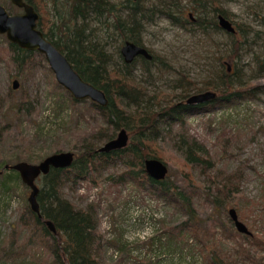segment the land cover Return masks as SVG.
<instances>
[{"label": "rangeland", "instance_id": "rangeland-1", "mask_svg": "<svg viewBox=\"0 0 264 264\" xmlns=\"http://www.w3.org/2000/svg\"><path fill=\"white\" fill-rule=\"evenodd\" d=\"M114 1L118 4L123 0ZM0 2L11 12L22 11L11 0ZM214 2L227 9L233 21L250 31L244 37L247 43L239 47V56L233 60L237 62L235 68L238 73L247 83H264V71L262 68L257 70L255 61L258 56L264 57V0H144L143 4L162 8L167 3L175 9L185 8L196 19L200 9L209 15ZM52 6L51 3L50 14L43 15L47 29L56 20ZM148 14L154 20H145L140 36L149 51L158 58L150 74L142 71L138 63L134 78L145 87V100H154L151 97L156 96L152 104L156 109L158 105L186 101L188 98L179 97L185 90H189V95L198 93L212 74L217 55L226 56L231 52L233 40L223 29L213 31L206 28L207 31L202 32L191 25L183 28L173 24L156 11L151 10ZM109 18L111 21L107 24ZM88 20V31L96 35L108 52H114L121 38L114 27L113 17L93 16ZM256 32L261 37H255ZM8 42L9 39L0 33V49L4 51L0 58L3 105L0 110V162L8 160L14 163L22 154L25 159L32 158L27 160L36 163L39 160L34 159L38 155L44 158L61 150L76 153L83 147V136L87 138L84 142L101 147L105 140L97 138V133L107 127L106 123L96 119V113L89 110L77 127L78 113L65 106L61 108L55 102L60 89L55 85V74L48 69V62L39 61L22 78L17 75L18 67L9 60ZM114 60L119 65L117 56ZM14 78L20 82L18 88L13 87ZM24 93L28 101L23 103L18 117L14 110H9V104L20 101ZM257 94L254 98L240 99L229 105L218 104L208 113L189 114L184 117V122L160 125L154 148L162 153L161 159L168 165V179L189 187L186 173L193 175L198 184L194 204L207 225H213L212 221L220 217L222 223L233 226L228 221V209L235 206L217 192L214 180L240 172L235 199L238 208L246 211L248 216L247 221H242L254 235L258 234L264 240V90ZM78 106L85 108L84 105ZM127 108L133 112L134 106ZM127 131L130 141L136 133ZM190 144L198 146L202 156L205 153L211 164L205 168L188 166L185 157ZM126 168L121 162L103 165L88 178L76 183L67 182L60 189L62 195L77 207L94 214L97 235L93 252L101 264H206L197 248L159 242L162 221L180 223L186 215L162 197H155L150 190L136 186L133 180L120 181L118 176ZM37 181L40 185L39 179ZM11 186L12 189L4 196L0 194V248L10 253L27 252L28 256L38 252L50 255L54 246L39 247L29 237L31 229L22 228L19 224L30 187L22 180L11 183ZM220 230V226H215L212 237L216 239L218 248L229 254L230 264H255L248 259L241 260V256L232 250L234 240L221 235ZM152 236L156 237L154 241L150 238ZM247 246L254 255H258L256 262L264 264V249L252 243ZM48 264H53V258Z\"/></svg>", "mask_w": 264, "mask_h": 264}, {"label": "trees", "instance_id": "trees-1", "mask_svg": "<svg viewBox=\"0 0 264 264\" xmlns=\"http://www.w3.org/2000/svg\"><path fill=\"white\" fill-rule=\"evenodd\" d=\"M35 6L41 15L38 25L45 32V35L54 42V44L66 53L84 79L93 83L96 87L105 91L109 104L107 106L99 105L92 100H76L74 96L65 90L56 80V86L60 92L56 94V101L78 113L76 118L78 123L87 117V111L91 110L96 113V119L106 123L107 127L98 131L97 138L109 140L115 136V132L123 127L131 132H135L134 138H130L129 144L122 149L113 150L110 153L98 152L95 146L86 140L83 134L82 148L75 153V160L70 167L50 168L46 175H40L37 180L40 181L38 193V202L40 203V212L42 217L33 211L31 204L27 200L26 206L21 214L19 221L22 228L31 229V240H35L39 247L49 248L54 246L50 255H44L41 252L20 254L6 252L0 248V264H48L50 258H53V264H101L97 256L94 255L93 248L96 242L97 222L92 212L87 209L77 207L73 201L65 198L60 189L62 185L72 181L76 183L81 179L88 178L92 172L103 165L121 162L127 168L120 173L119 180L131 179L136 186L150 190L155 197H162L167 203L177 210L185 213V219L180 223L162 222L163 231L159 234V242L167 245L184 247L190 245L197 248L203 255L206 264H230L228 261L229 254L222 252L218 248V243L214 234V227L220 226L221 235L234 240L232 250L241 256V260L248 259L255 264L256 256L250 251L247 244H254L257 248H262L264 240L258 234H244L239 232L230 224H224L220 217L212 221L213 225H207L205 220L199 216L198 209L194 204L195 183L193 175L188 174L187 180L189 187L179 185L172 179L155 180L146 173L144 160L147 157L161 158L163 155L154 145L159 135V127L163 124H173L178 121L184 122V117L189 114L208 113L214 110L218 104L229 105L240 99H250L256 97L264 90V83H247L242 79L240 73L235 68L236 58L239 56V47L247 43L246 35L250 32L241 27L239 22L230 18V12L220 7L216 2L212 12L203 14L204 10H198L196 19L186 12L185 8H173L170 4H164L162 8L157 6H144V0H123L118 4L114 0H26ZM52 3L53 14L56 20L52 21V26L48 29L44 24L43 15L50 14V4ZM151 10L158 14H163L165 18L173 24L180 27L188 28V25L197 27L200 31H207L206 28L219 31L216 18L217 13L229 18L236 28L234 33L227 32L232 38L231 52L226 56L217 55L215 65L212 68L209 78L200 87V91L206 88H212L216 92V98L201 103H187L178 100L177 102L158 105L156 109L152 104L154 100H145L146 89L139 84L134 78V70L139 63L140 69L147 73H152L157 55L154 53L152 59H147L143 55L135 58L131 63H127L121 55L120 49L125 40H133L135 43L145 45L140 36L141 30L145 25V20L153 21V17L147 15ZM46 13V14H45ZM153 13V12H152ZM203 14V15H202ZM113 17V24L121 40L114 52L107 50L106 46L101 44L95 34L89 29V20L93 16ZM111 21V18L107 20ZM152 23V22H151ZM249 29V28H248ZM256 32L255 37H261ZM264 35V33H263ZM243 39V40H242ZM255 42V40H253ZM7 51L9 60L18 67L17 75L24 78L26 74L39 61H47L44 54L37 50H27L19 47L17 44L8 42ZM0 49V58H2ZM118 57L120 63H115L114 58ZM230 60L232 63L224 60ZM257 70L264 71V57L255 59ZM228 64L230 69L228 70ZM48 69L50 67L48 66ZM211 89V90H212ZM187 92V93H185ZM189 90H185L179 95L180 99L188 98ZM28 97L24 93L17 103L9 104V110H14L15 114L20 117L23 110L24 102ZM81 101L83 103H81ZM148 102L147 104H144ZM84 105L85 108H81ZM0 96V110L2 108ZM78 106V107H77ZM133 107V112L127 107ZM111 131V132H108ZM79 132V129H78ZM26 148V145H24ZM185 162L188 166L200 165L205 168L211 164L209 159L204 156L198 146L189 145L187 148ZM23 155V154H22ZM18 156V161L24 160V155ZM31 156L33 153L31 152ZM32 159V158H26ZM44 159L38 155L34 161ZM28 160V161H29ZM16 161V162H18ZM31 162V161H30ZM35 163V162H34ZM6 164H14L8 160L0 162V194L4 196L6 192L12 189L11 183L20 182L21 176L18 171L6 168ZM204 170V169H203ZM220 177L215 178L217 192L230 203L231 206H237L235 209L241 220L247 221V212L238 208L236 193L239 191L240 172H232L225 179L217 181ZM36 180V181H37ZM38 182V181H37ZM229 216V215H228ZM52 219L56 224L57 232L54 233L46 224V220ZM228 221L232 223L231 218ZM248 227V226H247ZM252 227V226H251ZM165 237V238H164ZM153 241L156 239L152 236ZM164 238V239H163ZM49 239V240H48ZM49 256V257H48Z\"/></svg>", "mask_w": 264, "mask_h": 264}, {"label": "water", "instance_id": "water-1", "mask_svg": "<svg viewBox=\"0 0 264 264\" xmlns=\"http://www.w3.org/2000/svg\"><path fill=\"white\" fill-rule=\"evenodd\" d=\"M11 2L17 7H21L22 11L11 12L0 2V33L4 34L10 42L17 44L19 47L43 53L58 83L65 90L70 91L76 100L90 99L99 105L107 106L110 100H108L105 91L84 79L79 71L74 68L66 53L45 36L44 31L38 26L40 15L35 6L26 0H11ZM216 18L221 29L231 33L236 31L229 18L224 17L221 13H217ZM120 52L127 63H131L135 58L142 55L147 59L153 58V54H151L147 46L135 43L131 39L123 42ZM227 69H230L229 64ZM12 82L14 88L20 86V82L17 79H14ZM216 97L215 90L206 89L205 91L202 90V92L190 94L186 102L199 104ZM128 142L129 132L123 127L119 130L117 136L106 140L97 151L110 153L113 150L124 148L129 144ZM74 160V151L61 150L48 154L44 159L36 163L25 160L14 162V164H6L5 167L15 169L20 173L22 182L30 187L28 201L33 211L42 217L40 203L37 198L40 189L36 181L37 178L40 175L48 174L51 170L50 168L70 167ZM144 165L146 173L155 180L159 181L167 178L169 168L161 158L147 157L144 160ZM228 215L232 220L234 228L244 234H251L250 229L237 215L235 207L228 209ZM46 224L54 233L57 232L56 224H54L52 219L46 220Z\"/></svg>", "mask_w": 264, "mask_h": 264}, {"label": "flooded vegetation", "instance_id": "flooded-vegetation-1", "mask_svg": "<svg viewBox=\"0 0 264 264\" xmlns=\"http://www.w3.org/2000/svg\"><path fill=\"white\" fill-rule=\"evenodd\" d=\"M38 11V10H37ZM39 12V11H38ZM39 15H40V13H39ZM190 16H191V14H190ZM192 17V16H191ZM41 20V15H40V19H39V21ZM39 21H38V23H39ZM231 21V20H230ZM232 22V21H231ZM232 24H233V22H232ZM39 26V25H38ZM40 27V26H39ZM40 29H42V28H40ZM43 30V29H42ZM44 31V30H43ZM44 34H45V32H44ZM46 36V35H45ZM48 37V36H47ZM49 39V38H48ZM52 43H54V42H52ZM140 57V56H139ZM145 57V56H144ZM14 79H17V78H14ZM14 79H12V81L14 80ZM18 80V79H17ZM19 81V80H18ZM22 161H25V160H22ZM28 161V160H27ZM39 162V161H38ZM34 163V162H33Z\"/></svg>", "mask_w": 264, "mask_h": 264}]
</instances>
